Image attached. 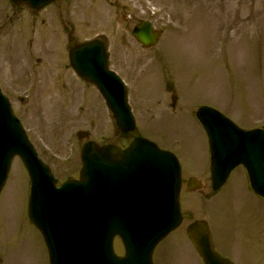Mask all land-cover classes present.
<instances>
[{
	"label": "rangeland",
	"instance_id": "374dc122",
	"mask_svg": "<svg viewBox=\"0 0 264 264\" xmlns=\"http://www.w3.org/2000/svg\"><path fill=\"white\" fill-rule=\"evenodd\" d=\"M8 6L7 0H0V22L12 15L6 16ZM22 15L21 21L15 15L8 22L17 17L15 27H25L28 38L32 13ZM37 15L38 27H66L64 32L73 30L77 40L105 36L111 65L126 83L137 124L123 140L107 109L92 114V90L89 112L72 118V112L60 110L56 101L39 93L24 105L11 98L59 182L77 173L79 149L86 140L124 145L140 134L175 155L183 183L190 177L204 182L193 192L183 184V222L156 246L154 264H202L185 234L196 219L207 221L214 248L222 256L235 264H264V199L250 190L240 167L218 192L211 190L208 141L194 116L198 106L208 105L238 127H264V0H65ZM141 20L161 31L154 48H142L130 35ZM14 37L11 27L0 29L1 63L7 57L16 59L20 45L27 47L24 51L31 49L26 39L18 44ZM43 43L32 44L34 57H39ZM65 159L70 160L64 164ZM28 197L27 174L15 159L0 193V257L6 256L0 264H48L44 242L28 219ZM115 251L122 252L118 239Z\"/></svg>",
	"mask_w": 264,
	"mask_h": 264
},
{
	"label": "water",
	"instance_id": "95a60500",
	"mask_svg": "<svg viewBox=\"0 0 264 264\" xmlns=\"http://www.w3.org/2000/svg\"><path fill=\"white\" fill-rule=\"evenodd\" d=\"M11 1L39 9L55 0ZM151 27L141 21L132 32L144 46L158 39ZM96 45L94 40L80 46L74 64L97 86L118 128L124 133L133 130L124 86L107 71L103 46ZM196 115L209 140L213 188L225 182L231 169L243 165L251 188L264 197V131H243L208 107L199 108ZM15 156L30 177L28 216L44 239L49 264H153L154 247L181 222L179 164L170 152L146 139L138 137L124 150L85 145L79 180L68 179L57 188L0 94V190ZM200 186L191 179L188 190ZM186 233L204 264H231L214 251L205 221H194ZM115 236L123 243V257L114 253Z\"/></svg>",
	"mask_w": 264,
	"mask_h": 264
},
{
	"label": "flooded vegetation",
	"instance_id": "af4514ba",
	"mask_svg": "<svg viewBox=\"0 0 264 264\" xmlns=\"http://www.w3.org/2000/svg\"><path fill=\"white\" fill-rule=\"evenodd\" d=\"M37 17L34 14L35 27H30L28 38L24 33L25 27H15V25L10 24L7 26L13 27L15 42L22 44L26 39L27 46L31 49L32 44L43 43L41 42V34L45 31V44L43 43L44 49L39 46L37 52L39 57H34L31 49L24 51L27 47L22 48L20 45L19 56L16 59L15 57H7V61L2 63V60L0 61V80L4 78L6 83V86H3L5 95L12 104L14 103L11 98L15 99L19 105L26 104L30 98L38 93L45 95L49 101L53 102L52 99L56 101L54 103L59 105L60 110L62 108L66 113L72 112V116H70L72 118L73 114L89 112V101L92 99L90 98V89H92L95 95L93 96L94 105L91 111L94 114L100 113L103 105L93 90V86L77 74L69 59V52L79 42L74 36L73 30L64 32L66 27H36ZM0 27L6 26L3 24ZM101 39L105 42L103 37ZM11 46L13 45L11 44ZM13 109L22 121L21 116L17 113L19 109L14 107ZM91 125H93L92 121ZM85 135L89 136L87 133Z\"/></svg>",
	"mask_w": 264,
	"mask_h": 264
}]
</instances>
